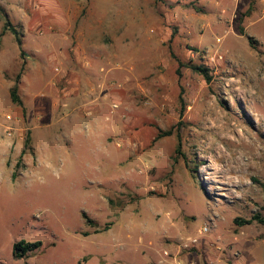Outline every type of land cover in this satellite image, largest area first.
Returning a JSON list of instances; mask_svg holds the SVG:
<instances>
[{
	"label": "rangeland",
	"instance_id": "374dc122",
	"mask_svg": "<svg viewBox=\"0 0 264 264\" xmlns=\"http://www.w3.org/2000/svg\"><path fill=\"white\" fill-rule=\"evenodd\" d=\"M0 6V264H264V0Z\"/></svg>",
	"mask_w": 264,
	"mask_h": 264
},
{
	"label": "trees",
	"instance_id": "16d2710c",
	"mask_svg": "<svg viewBox=\"0 0 264 264\" xmlns=\"http://www.w3.org/2000/svg\"><path fill=\"white\" fill-rule=\"evenodd\" d=\"M0 13L5 17V25L2 31V35H4L5 33H7L8 31L11 32V34H13L15 36L16 39V43L18 44L20 50L22 51V40H21V32H19L13 25L12 23L9 21V18L5 12V10L0 6ZM249 43L252 46V48H255L254 46V40L252 38H249ZM23 54V52H22ZM192 71H194L195 73H198L200 75H202L206 81H210L211 80V75H210V70L208 67L204 66V65H197V64H190L188 66ZM22 73H20L17 76V80L15 85L11 88V99L13 101V103L18 104V105H22V99L19 96V83H20V79H21ZM170 133H167L166 135H169ZM181 147V141L179 142V146L177 148V152H180V148ZM254 221H258V223L263 224L264 225V218H262L261 216L257 215L254 216V218H252L251 220H247V221H243L244 224H252ZM89 223H91V221L89 220ZM42 246V242L40 241H36V242H27L25 240H21L17 243L14 244L13 247V256L16 259H22L25 256H27L29 253L35 251L36 249L40 248Z\"/></svg>",
	"mask_w": 264,
	"mask_h": 264
},
{
	"label": "bare ground",
	"instance_id": "6f19581e",
	"mask_svg": "<svg viewBox=\"0 0 264 264\" xmlns=\"http://www.w3.org/2000/svg\"><path fill=\"white\" fill-rule=\"evenodd\" d=\"M220 119H221V118H219V119L217 120V122L220 121ZM214 124L217 125L218 127H220L221 129L223 128V127H222V124H223V123H222V124L220 123V125H219V124H216V123H214ZM218 129H219V128H218ZM238 134H239V137H240L239 140L242 139L243 136H244L243 131H241V132L238 131ZM217 150L219 151V153H220L221 155H223V154L221 153V152H223V151H221L219 148H218ZM224 157H225V156H224ZM239 164H240V158H237L235 162H231V163H230V161H229V164H228V165H229V168H228V169H229V170H232V172H233V171H237L238 168H240V167H239ZM225 175H226V174H225ZM226 177H227V176H226ZM230 178H231V177H230ZM224 179H225V178H224ZM231 180H232V179H231ZM233 181H234V180H233Z\"/></svg>",
	"mask_w": 264,
	"mask_h": 264
}]
</instances>
